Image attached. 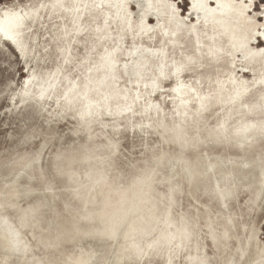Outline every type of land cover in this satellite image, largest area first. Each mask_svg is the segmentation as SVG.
I'll return each instance as SVG.
<instances>
[{"label":"water","instance_id":"1","mask_svg":"<svg viewBox=\"0 0 264 264\" xmlns=\"http://www.w3.org/2000/svg\"><path fill=\"white\" fill-rule=\"evenodd\" d=\"M0 264H264V0H0Z\"/></svg>","mask_w":264,"mask_h":264}]
</instances>
